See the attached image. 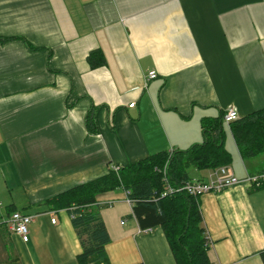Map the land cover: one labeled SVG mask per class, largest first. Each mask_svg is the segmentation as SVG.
I'll list each match as a JSON object with an SVG mask.
<instances>
[{
    "label": "crops",
    "instance_id": "0c3cea01",
    "mask_svg": "<svg viewBox=\"0 0 264 264\" xmlns=\"http://www.w3.org/2000/svg\"><path fill=\"white\" fill-rule=\"evenodd\" d=\"M261 108L264 0H0V264H77L69 213L51 198L111 166L201 144L204 119ZM222 131L235 176L264 172ZM211 170L187 174L207 181ZM96 201L110 264H176L160 227H138L123 190ZM197 203L211 264H263L264 186ZM14 211L34 216L27 243L8 228Z\"/></svg>",
    "mask_w": 264,
    "mask_h": 264
},
{
    "label": "trees",
    "instance_id": "16d2710c",
    "mask_svg": "<svg viewBox=\"0 0 264 264\" xmlns=\"http://www.w3.org/2000/svg\"><path fill=\"white\" fill-rule=\"evenodd\" d=\"M88 60L95 66V54ZM223 114L201 122L203 142L185 151L155 154L123 167L109 170L100 177L74 185L51 198L54 209H66L81 247L77 264H110L106 246L110 238L96 198L106 192L123 190L132 201L131 216L141 230L160 227L176 264H211L209 240L202 225L197 198L186 194L161 197L162 183L155 169L168 166L172 184L190 180L187 169L210 170L230 165L231 154L223 144ZM88 127L91 126L90 117ZM242 161L264 154V108L238 118L228 125ZM264 264V251L259 253Z\"/></svg>",
    "mask_w": 264,
    "mask_h": 264
},
{
    "label": "built area",
    "instance_id": "2783aa9c",
    "mask_svg": "<svg viewBox=\"0 0 264 264\" xmlns=\"http://www.w3.org/2000/svg\"><path fill=\"white\" fill-rule=\"evenodd\" d=\"M157 77L155 71H150L147 74L146 80H152ZM134 104H130L129 107H133ZM239 118L237 112L234 109H228L223 114V122L226 125L236 121ZM172 153V151H169ZM114 171L118 170V166H111ZM160 174L162 183L161 197L174 194H186L191 197L199 198L206 194H217L234 185L245 183L248 187L258 189L264 186V172L258 174L246 173L243 178H238L234 175L229 166H220L211 170L207 181L201 180H187L184 183L172 184L169 177L168 166L165 164L161 169H155ZM125 192V199L129 205H132V201L128 198V192ZM95 205L100 206V203L96 201ZM111 205V202L107 203ZM34 220V216L23 214L18 211H14L10 214L8 220V228L11 233L15 234L24 243L29 240L28 226ZM55 218L51 219V223L55 224ZM123 224V222H121ZM151 231L150 228L142 230L144 233Z\"/></svg>",
    "mask_w": 264,
    "mask_h": 264
},
{
    "label": "rangeland",
    "instance_id": "374dc122",
    "mask_svg": "<svg viewBox=\"0 0 264 264\" xmlns=\"http://www.w3.org/2000/svg\"><path fill=\"white\" fill-rule=\"evenodd\" d=\"M228 144H230V143L228 142ZM227 145H226V148L229 149V146H227ZM262 160H264V154H261V155L257 156L256 158H253V159H250V160H247V161H250V162H262ZM122 222L124 224L125 220H122Z\"/></svg>",
    "mask_w": 264,
    "mask_h": 264
}]
</instances>
